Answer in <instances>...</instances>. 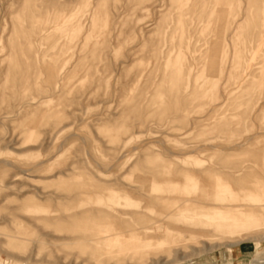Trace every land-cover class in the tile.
Listing matches in <instances>:
<instances>
[{"label": "rangeland", "instance_id": "rangeland-1", "mask_svg": "<svg viewBox=\"0 0 264 264\" xmlns=\"http://www.w3.org/2000/svg\"><path fill=\"white\" fill-rule=\"evenodd\" d=\"M1 258L264 264V0H0Z\"/></svg>", "mask_w": 264, "mask_h": 264}, {"label": "bare ground", "instance_id": "bare-ground-1", "mask_svg": "<svg viewBox=\"0 0 264 264\" xmlns=\"http://www.w3.org/2000/svg\"><path fill=\"white\" fill-rule=\"evenodd\" d=\"M254 193V192H253ZM255 195V194H254ZM251 197V196H250ZM242 205V204H241ZM245 205V204H244ZM241 207V206H240ZM243 207V206H242ZM231 208V207H230ZM235 208H236V206H235ZM232 209V208H231ZM239 209H241V208H239ZM224 210H226V209H224ZM231 211V210H230ZM224 213V212H223ZM232 214V213H231ZM230 215V214H229ZM228 215V216H229ZM227 216V217H228ZM226 217V216H225ZM167 225V224H166ZM117 229V228H116ZM129 236H126V237H122V235L121 234H118V235H115V236H113L112 237V239H115L116 237H122L121 239H122V243H121V248H123L124 250H129V249H132V250H134V252H136V250H137V245L136 246H128V244H130V243H128V242H131V240L133 239V237H132V235L131 234H128ZM128 240V241H127ZM124 242H126V243H124Z\"/></svg>", "mask_w": 264, "mask_h": 264}, {"label": "built area", "instance_id": "built-area-1", "mask_svg": "<svg viewBox=\"0 0 264 264\" xmlns=\"http://www.w3.org/2000/svg\"><path fill=\"white\" fill-rule=\"evenodd\" d=\"M0 264H27L26 262H18V263H14L11 260L8 259H0Z\"/></svg>", "mask_w": 264, "mask_h": 264}]
</instances>
